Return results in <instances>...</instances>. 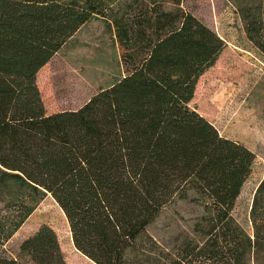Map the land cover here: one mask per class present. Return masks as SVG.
Returning a JSON list of instances; mask_svg holds the SVG:
<instances>
[{
    "label": "trees",
    "instance_id": "16d2710c",
    "mask_svg": "<svg viewBox=\"0 0 264 264\" xmlns=\"http://www.w3.org/2000/svg\"><path fill=\"white\" fill-rule=\"evenodd\" d=\"M93 18L113 27L122 75L76 110L46 114L37 74ZM246 36L264 52V24ZM224 47L178 4L0 0V245L50 196L92 264H248L264 251V176L252 236L231 211L254 154L188 107ZM200 209L192 237L167 249L146 232L171 201ZM0 264H67L42 224Z\"/></svg>",
    "mask_w": 264,
    "mask_h": 264
},
{
    "label": "rangeland",
    "instance_id": "374dc122",
    "mask_svg": "<svg viewBox=\"0 0 264 264\" xmlns=\"http://www.w3.org/2000/svg\"><path fill=\"white\" fill-rule=\"evenodd\" d=\"M165 9L178 4L222 41L216 61L197 80L188 107L210 122L218 133L254 154L251 171L231 215L236 227L251 237V203L264 176V52L246 36V22L264 24V0H140ZM123 73L113 27L101 18L83 24L40 69L36 84L46 114L76 110L92 95L110 86ZM200 209L189 201L173 200L147 226L160 247L171 248L192 237ZM46 224L56 233L67 264H92L73 246L66 218L47 196L20 228L0 245V257L18 258L22 241ZM248 264H255L253 259ZM257 264H264V251Z\"/></svg>",
    "mask_w": 264,
    "mask_h": 264
}]
</instances>
